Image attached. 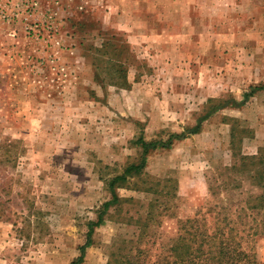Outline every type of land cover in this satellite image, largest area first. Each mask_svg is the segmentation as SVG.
<instances>
[{"label": "rangeland", "instance_id": "obj_1", "mask_svg": "<svg viewBox=\"0 0 264 264\" xmlns=\"http://www.w3.org/2000/svg\"><path fill=\"white\" fill-rule=\"evenodd\" d=\"M196 1L190 12L192 26L184 24L189 14L184 9L168 17V22L174 20L170 31L191 33L192 43L197 41V47L186 45L187 55L200 52L189 68L183 67L184 73L172 76V82L177 76L181 105L170 107L166 102V107H160L150 100V107H142L129 106L133 93L122 89L131 84L128 88L112 84L108 59L101 55L104 51L94 50L98 37L112 40L108 34L113 31L119 32L113 41L127 40L124 30L106 21L112 0H0V264H70L87 240L89 222L97 219L99 209L112 198L108 181L140 158L142 148L134 141L141 134L147 140H168L173 133H184L170 147L149 153L147 174L130 177L118 187L122 198L139 202L125 201L121 208L108 212L95 229L83 264H108L118 239L138 235L137 220L146 215L155 195L134 189L136 185L155 184L156 196L165 202L172 198L168 214L161 215L160 225L155 223L150 229L158 242L175 236L180 220L205 212L217 202L234 203L229 210L235 216L238 198L245 201L251 192L260 191L241 172L234 175L241 177L243 187L227 193L229 200L223 199L225 191L220 192L219 186L225 168L239 159L238 153L254 155L264 147V89L243 102L246 92L264 85V79L254 83L260 78L257 63L264 72V0ZM154 14L151 23L162 29L164 22ZM99 30H104L102 35ZM198 45H214L210 60ZM243 45L241 69L246 70L247 82L239 87L242 77L236 66ZM131 54L129 59L126 53L119 58L129 72L136 67L153 71L136 50ZM223 55L230 56L235 65L220 66ZM95 56L100 57L98 62L95 59L100 78L95 77L102 83L99 92L87 83V69L81 66L86 57L91 64ZM212 61L219 64L213 66ZM153 77L158 79V75ZM208 83L229 90L207 97L200 90ZM234 93L241 94L240 101ZM137 94V98L142 95ZM223 102L203 121L200 132H188L200 116ZM151 112H156L155 121ZM255 137L262 141L257 147L251 143ZM156 179L161 181L158 186ZM213 184L218 188L215 194L210 191ZM175 185L177 195L170 196ZM246 213L250 215L245 217L250 221L247 231L259 232L255 246L264 262V212L247 209ZM253 218L258 221L253 223Z\"/></svg>", "mask_w": 264, "mask_h": 264}, {"label": "trees", "instance_id": "obj_2", "mask_svg": "<svg viewBox=\"0 0 264 264\" xmlns=\"http://www.w3.org/2000/svg\"><path fill=\"white\" fill-rule=\"evenodd\" d=\"M94 50L99 54L104 51L101 55L107 56L106 59H108L107 64L109 69L107 76L112 84L126 88L130 87L126 66H123V63L119 60L124 53L129 51L126 43L113 41L112 38V40H106L103 47H95ZM97 57L95 56L96 61L100 58ZM114 76H117L116 80ZM96 77L99 79L100 75L96 74ZM259 89H264V85L254 86L250 92H246L243 102L247 101ZM224 103L212 107L204 115L200 116L198 122L190 127L188 132H200L203 121L215 112L216 107H223L225 105ZM235 121L239 122L237 119ZM183 135L184 133H173L168 140H147L141 134L134 141L142 148L140 158L129 163L123 173L114 176L108 181L112 198L106 201L99 209L97 219L89 222L87 240L80 246V254L70 264L84 263L87 247L93 243L95 229L103 224L106 215L113 207L116 209L121 208L125 201H138L133 198H122L117 191L118 187L130 177L147 174L145 169L149 153L159 147H170L174 139L182 137ZM231 138L232 140L235 139L234 126L231 131ZM258 152V154L254 155L242 152L238 153L239 159L234 161L231 166L225 168L226 171L224 172L222 184L220 186L218 184L220 192L223 193L225 191L224 200H229L227 193H234L243 187L241 177L236 178L234 172L248 174L247 177L252 180L253 185L260 188V191L256 194L251 192L245 201L241 200L242 198H238L239 206L234 211L236 213L235 216L229 210V207L234 203L225 201L217 202L208 207L205 212L198 211L195 216L180 220L178 233L169 238L168 241L166 240V242H158L156 234L154 232L152 233L150 229L155 223L160 225L162 222L161 215L168 214V211L172 207V198L165 202L156 196L159 190L154 186L155 184L149 187L134 186V189H140L144 192L152 193L155 196L148 202L146 215L140 216L137 220L139 228L141 229L138 235L118 239L116 241V250L111 253L112 258L108 264H264L259 259L255 246V236L259 232L257 229L248 232L245 226L250 223V221L245 219V217L250 216L246 213L247 209L257 210L259 213L264 212V147L260 148ZM233 154L236 158L237 153L234 152ZM168 180L172 181L171 179ZM155 182L156 186L161 183L159 179ZM174 187L175 190L173 193L169 192L170 196L177 195V186L175 185ZM210 191L212 194H215L218 188L213 184L210 187ZM242 211H245V213H242ZM252 221L255 223L258 219L253 218ZM259 224L261 223L259 222ZM262 224L264 225V219H262ZM159 243H161L158 248L159 250L154 249Z\"/></svg>", "mask_w": 264, "mask_h": 264}, {"label": "crops", "instance_id": "obj_3", "mask_svg": "<svg viewBox=\"0 0 264 264\" xmlns=\"http://www.w3.org/2000/svg\"><path fill=\"white\" fill-rule=\"evenodd\" d=\"M150 1H153V2H150ZM196 2H197L196 0H188V1H182V0H175V1L114 0L113 1L112 0L113 4L111 3L110 5V13L107 14L106 21L109 23V25L113 27H117L120 30H124L126 32L127 40H125L126 42L122 40V42L126 43V45L129 47L130 52L126 53L127 56H125V58L129 59L132 56L131 52L133 53V50H136L139 53L138 57H140V59L143 58L147 60L148 65L153 68L152 72L151 71L150 72L139 71L137 67L130 70V72L127 70V78H128L129 83L131 84V87L128 89H122V90H126L128 92L133 93L132 95L133 104L129 106L150 107L151 104L154 103V106L166 107L165 106L166 102L170 107H172L173 105L175 106L181 105L179 102L181 101L180 96H177L178 93H180L179 91L180 89L178 88V84L175 82V79L177 78V76L174 77L173 82H172V79H173L172 76H174L176 72L180 74L184 73L185 69L183 67H185V65H188V68H189L191 65L190 62L193 60L194 57H195L194 60L199 59V58L196 59V57L200 54V52L194 53L193 56L191 52L189 55H187L188 50H186L187 49L186 45L188 44L191 46H193L194 44L196 45L197 41L192 43L194 37L191 35V33L179 35V34H175L174 32L170 31L169 26L170 25L172 26V23L174 20H172V22H168V19H169L168 17H175L174 16L175 11H177L179 8H181L182 10L184 9L185 12L188 11V13L190 14ZM151 3H153V7L151 6ZM151 13L152 14L156 13L155 17L157 18V20L159 22L161 21L164 22L162 25L163 26L162 29H160L161 27L160 28L158 27V29L160 30L155 29L157 28V26L151 23V18H152L150 17L152 16ZM189 14H188V18L186 19V22H184V24H186L188 27L194 24V19L192 18L191 14L190 15ZM178 21L180 22L181 20H178ZM175 23H177V21H175ZM109 25H107L106 28L109 27ZM159 26H161V24ZM99 31H100V35H102L101 33L104 30H99ZM118 34H119L118 31H113L111 32V34H108V35L111 36V38L113 39H117L115 38V36ZM98 38L100 39V42L97 47L98 48L103 47L106 41V38L105 40L100 37ZM120 41L121 40L119 39L118 42ZM242 48L244 50H242V52L241 51L238 52L239 55L237 56L238 61H237V66H236L239 68L238 71H239L240 76L242 77L238 79V84L240 83L239 87H245V83L247 82L246 70L241 69L243 66L242 63L245 59V51H246L244 48V45ZM199 49L201 51L206 50L207 59L210 60L212 57H209V52H210L209 50L215 49V47L214 45H210L209 47H205V48L199 47ZM259 56H262V54H259ZM223 58L224 60L223 59L220 60L221 64L212 61V65L215 66L214 64L216 65L219 64L224 69H226L227 66L229 65L230 66L235 65L233 64V59H230V56L223 55ZM187 59H189L190 61H187ZM225 59L228 60L227 61L228 63L226 62ZM88 64L90 65L89 68H88ZM83 65L86 67L87 74L89 75L87 83L90 85L93 84L94 85L93 88H95L98 92L99 90H102V85H101L102 83L98 81L95 77L96 74L98 73L97 71L99 70L98 66H96L95 58L92 57V61L90 64L86 57V59L84 60L81 66ZM256 65L259 66L257 67V69L259 70L260 78L258 80L257 79L254 80V83H258V81H261V79H264L263 77L264 72H263L262 66L259 63H257ZM141 73H142V77L137 79L136 75L141 74ZM154 75H158L157 77L158 79H155L153 77ZM214 75L215 73H213V77L215 78ZM96 80L100 84L96 82ZM208 85L209 86H207L205 89L202 88L200 90V92L202 94H206L207 97L208 96L209 97L222 96L224 95V93H226V91L229 90V89L225 90V86L219 87L216 85H212L210 83H208ZM116 89H118V87H116ZM188 89L189 87L188 88L186 87L184 91L188 92ZM239 91L241 90H238V92ZM140 92L142 93V95L141 97L137 98L140 95L137 93H140ZM234 94H235V98L239 99L238 101H240L241 94L240 93H234ZM186 95L190 97V93ZM141 100L142 101L148 100V103L141 102ZM150 100L151 102L152 101L154 102L150 103ZM183 100H185L184 97L182 98V101ZM171 101H174V102H171ZM156 112L159 113L160 115L161 109L156 110ZM156 112H151V117L153 116V118H151L152 121H155ZM163 115H165V113L162 114V116ZM255 121L257 123V120ZM251 143L252 145L255 144L257 147L259 144H262V141L257 140V137H255L251 141ZM253 153H257V151L252 152V154Z\"/></svg>", "mask_w": 264, "mask_h": 264}]
</instances>
